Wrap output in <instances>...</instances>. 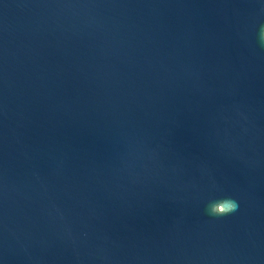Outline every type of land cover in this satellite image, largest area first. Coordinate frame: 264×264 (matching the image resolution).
I'll return each mask as SVG.
<instances>
[{"label":"water","instance_id":"water-1","mask_svg":"<svg viewBox=\"0 0 264 264\" xmlns=\"http://www.w3.org/2000/svg\"><path fill=\"white\" fill-rule=\"evenodd\" d=\"M261 24L260 0H0V262L264 264Z\"/></svg>","mask_w":264,"mask_h":264},{"label":"clouds","instance_id":"clouds-1","mask_svg":"<svg viewBox=\"0 0 264 264\" xmlns=\"http://www.w3.org/2000/svg\"><path fill=\"white\" fill-rule=\"evenodd\" d=\"M261 6L264 7V0H260ZM258 41L264 46V24L258 29ZM239 207L238 201L232 196H224L217 200L210 201L206 211L209 215H224L236 211ZM2 264V262H0Z\"/></svg>","mask_w":264,"mask_h":264}]
</instances>
